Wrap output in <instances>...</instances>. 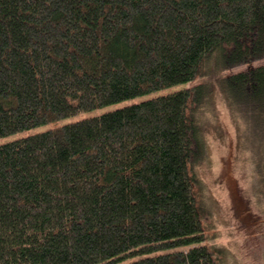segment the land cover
<instances>
[{"label": "trees", "instance_id": "obj_1", "mask_svg": "<svg viewBox=\"0 0 264 264\" xmlns=\"http://www.w3.org/2000/svg\"><path fill=\"white\" fill-rule=\"evenodd\" d=\"M217 50L229 105L264 118V0H0V136L191 81ZM194 87L1 143L0 264H226Z\"/></svg>", "mask_w": 264, "mask_h": 264}, {"label": "rangeland", "instance_id": "obj_2", "mask_svg": "<svg viewBox=\"0 0 264 264\" xmlns=\"http://www.w3.org/2000/svg\"><path fill=\"white\" fill-rule=\"evenodd\" d=\"M213 53L203 73L191 81L5 134L0 136V144L185 86H199L192 89L191 97L197 98L196 124L207 148L205 162L196 166L202 202L209 211V216L203 218L207 241L226 249V264H264V162L257 165L260 173L252 160L257 158L259 137L264 135V118L255 115L250 105L240 108V112L232 109L221 92L219 79L236 66L228 64L226 51ZM127 261L129 258L113 264Z\"/></svg>", "mask_w": 264, "mask_h": 264}]
</instances>
